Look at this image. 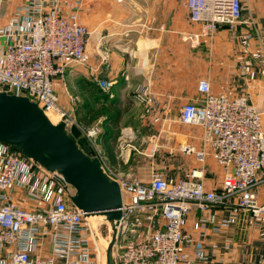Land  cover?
Returning <instances> with one entry per match:
<instances>
[{
  "label": "crops",
  "instance_id": "crops-1",
  "mask_svg": "<svg viewBox=\"0 0 264 264\" xmlns=\"http://www.w3.org/2000/svg\"><path fill=\"white\" fill-rule=\"evenodd\" d=\"M26 1L0 0V28L24 22ZM79 1L80 7H75L76 0H66L63 9L81 11L86 0ZM88 2L90 36L85 63L91 82L77 83L82 72L76 71L84 64L70 66L64 76L54 78L60 104L82 125H100L98 156L118 178L148 182L151 171L157 169L169 181H176L194 168H203L207 188L219 189L222 167L212 157L202 165L194 153L181 149L184 145L201 148L203 130L183 123L180 111L185 103L202 98L198 85L207 79L213 92L247 93L262 114L264 129V77L254 57L255 50L264 47V0H243V17L253 19L255 27L243 24L233 31L222 25L212 34L190 20L186 0ZM247 31L253 38L245 47L240 35ZM98 80L114 83L102 101L97 98L104 93ZM70 89L76 90L71 109ZM143 90L147 99L142 101L138 97ZM111 101L119 102L118 108L124 111L117 122L112 119L114 109L107 106ZM44 174L36 166L30 182L38 184ZM256 191L264 201V185ZM11 200L45 211L55 202L54 197L43 201L38 190L24 186L11 192ZM237 202V197H232L229 204H217L206 211L192 206L185 228L191 241L185 245L181 264L187 259L192 264H264V224L238 208ZM225 220L228 223L220 226ZM40 230L34 254L54 255L63 264H105L107 256L103 258L87 226L80 233L46 225ZM11 250L4 248L0 258L6 259ZM202 255L206 258H200Z\"/></svg>",
  "mask_w": 264,
  "mask_h": 264
},
{
  "label": "built area",
  "instance_id": "built-area-1",
  "mask_svg": "<svg viewBox=\"0 0 264 264\" xmlns=\"http://www.w3.org/2000/svg\"><path fill=\"white\" fill-rule=\"evenodd\" d=\"M64 3L66 0H27L22 14L24 22L13 28H0V91L28 96L47 115H58L59 121L64 120L68 126L77 124L98 155L100 125L79 123L60 104L54 87V78L64 76L70 66L85 64L90 36L78 9L65 11ZM186 4L190 20L201 23L207 34L222 25L236 31L243 24H256L243 17V0H186ZM79 5L76 0L75 7ZM252 38L251 31L242 33L241 44L248 46ZM104 55L106 61L108 54ZM254 57L264 77V47L257 48ZM98 85L107 91L114 83L98 80ZM198 90L202 98L185 103L180 119L202 128V146L196 149L184 145L181 149L194 153L202 165L212 157L222 167V185L209 190L203 180V168H194L187 177L176 181H169L153 169L150 180L144 182L118 178L103 164L119 182L123 195V217L113 251L117 264H181L185 245L191 241L185 228L192 206L206 211L217 204H229L232 197H237L238 208L264 224V201L256 191L264 185L262 114L247 93L213 92L207 79L199 82ZM138 98L146 100V91ZM36 166L45 174L38 184H33L30 181ZM65 185L60 173L46 170L0 141V254L4 248H13L6 259L0 258V264H63L54 255L33 253L41 225L75 233L87 226L88 232L97 238L96 229L71 202L72 191L65 189ZM17 186L38 190L45 202L54 197V207L45 211L15 204L11 192ZM227 223L222 221L220 226ZM261 235L264 236V229ZM184 262L192 264L189 259Z\"/></svg>",
  "mask_w": 264,
  "mask_h": 264
},
{
  "label": "water",
  "instance_id": "water-1",
  "mask_svg": "<svg viewBox=\"0 0 264 264\" xmlns=\"http://www.w3.org/2000/svg\"><path fill=\"white\" fill-rule=\"evenodd\" d=\"M83 135L77 124L54 123L38 102L12 91H0V141L18 149L50 172L60 173L70 200L86 217L100 215L112 228L107 264H115L113 251L123 217L119 182L105 170L94 150L78 143Z\"/></svg>",
  "mask_w": 264,
  "mask_h": 264
},
{
  "label": "rangeland",
  "instance_id": "rangeland-1",
  "mask_svg": "<svg viewBox=\"0 0 264 264\" xmlns=\"http://www.w3.org/2000/svg\"><path fill=\"white\" fill-rule=\"evenodd\" d=\"M69 1H72V0H69ZM88 4H89V2H88V0H86L85 3H84V7L81 9V11H79V10L78 11H79V13L81 15L82 21L89 27V7H88ZM87 60H88V58H87ZM81 66H83V67L82 68H78L77 71H76V73L82 72V75L80 77L81 79L79 78L81 81H79L77 83H80L82 85H87L88 84L87 82H89V83L91 82L90 79L87 77L88 76V73H86L87 72V68H86L87 63H85L84 65H81ZM83 72H85V73L83 74ZM63 84H64V81L62 80V85ZM103 92L104 93H100L99 94V97H97V98H99V101H102V100H104L106 98V94L107 93L105 91H103ZM74 93H76V90H74V89H70L69 90V102H70V105H71L70 106V109L72 107H74L73 104H72V98L75 96ZM70 95H71V97H70ZM97 98L93 99L94 100V104H96V99ZM86 100H89V99L87 98ZM54 115H55V117H53L54 123H58L59 116L56 115V114H54ZM99 219L100 218L98 217V218H96V221H93L92 222V220H89V222L94 226V228L96 229V232L97 233L99 232L98 234H100L99 237L101 239L100 238L99 239L101 241V244H103L104 247H107V246H109L110 241H111V238H112V231L109 230L110 227L106 223H103L102 224V222H100V223L97 224V227H96L97 220H99ZM99 251H101L103 253V258L105 259V252L102 251L101 248H100ZM113 258H114V263L117 264V261H116V258L114 256V254H113ZM106 262H107V258L105 260V264H106Z\"/></svg>",
  "mask_w": 264,
  "mask_h": 264
},
{
  "label": "trees",
  "instance_id": "trees-1",
  "mask_svg": "<svg viewBox=\"0 0 264 264\" xmlns=\"http://www.w3.org/2000/svg\"><path fill=\"white\" fill-rule=\"evenodd\" d=\"M119 102L116 101H111L107 106L109 107V109H114V114H113V121L117 122L120 120L122 114L124 113V111L120 108H118L119 106ZM107 111V110H106ZM79 120H81L79 118ZM78 143L79 146L86 152H91L92 148L90 147L88 141L86 140V138L82 135L80 138H78Z\"/></svg>",
  "mask_w": 264,
  "mask_h": 264
},
{
  "label": "bare ground",
  "instance_id": "bare-ground-1",
  "mask_svg": "<svg viewBox=\"0 0 264 264\" xmlns=\"http://www.w3.org/2000/svg\"><path fill=\"white\" fill-rule=\"evenodd\" d=\"M48 116H49V118L54 122V119H53V117H55V115L52 113V114H48ZM100 218L99 220H97V223H96V227H97V224L98 223H100L101 222V216L100 215H91V216H89L88 217V219L89 220H92V222L93 221H96V218ZM93 226V225H92ZM94 227V226H93ZM110 229H112L111 227H110ZM99 233V232H98ZM100 234H98V238H96L97 239V241H98V244H99V247L105 252V254H106V256H107V249H108V246L107 247H104L103 246V244H101V241H100ZM100 238V239H99ZM106 264H107V262H106ZM113 264V263H112Z\"/></svg>",
  "mask_w": 264,
  "mask_h": 264
}]
</instances>
